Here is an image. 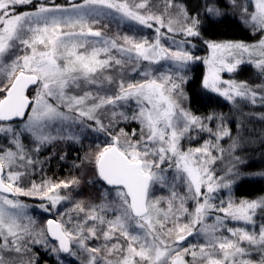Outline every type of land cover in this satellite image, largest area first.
<instances>
[{
	"label": "snow or ice",
	"instance_id": "obj_1",
	"mask_svg": "<svg viewBox=\"0 0 264 264\" xmlns=\"http://www.w3.org/2000/svg\"><path fill=\"white\" fill-rule=\"evenodd\" d=\"M230 4L259 40H205L208 55L200 57L185 46L201 37L205 20L224 15L219 0H204L195 14L180 0H0V264H39L36 246L80 264H264V223L256 221L264 196L215 202L234 181L213 166L242 137L223 114L201 117L182 104L186 69L202 61L205 89L234 106L264 107V0ZM125 21L154 37L107 34L110 23ZM245 63L258 83L221 78ZM247 115L264 121V112ZM205 120L217 121L215 129ZM89 130L106 140L73 167L92 169L97 198L61 212L72 200L62 190L79 187L81 177H29L43 172L44 148L80 143ZM194 132L209 138L185 147ZM228 171L240 175L235 164ZM20 197L42 201L56 218L37 228Z\"/></svg>",
	"mask_w": 264,
	"mask_h": 264
},
{
	"label": "rangeland",
	"instance_id": "obj_2",
	"mask_svg": "<svg viewBox=\"0 0 264 264\" xmlns=\"http://www.w3.org/2000/svg\"><path fill=\"white\" fill-rule=\"evenodd\" d=\"M38 2V0H34V3ZM57 4H66L67 0H54ZM76 2H79V0H76ZM180 2H183L189 9L190 14H195L193 9H196L199 6H202L204 0H180ZM242 2L247 5L249 3V0H242ZM219 5L222 8V11L224 12V15H234L238 17L240 20L242 18L240 17V14L238 11H233L230 0H219ZM20 11L29 10V6L21 7L19 9ZM203 18V14H202ZM206 21V20H205ZM204 21V22H205ZM243 21V20H242ZM138 30V31H134ZM106 32L108 35H113L117 32H119L121 35L127 33L128 35H137V36H143L148 39H152L155 35L154 31L152 29L144 28L142 26L136 25L132 22H112L109 24V27L106 29ZM171 35V34H169ZM183 37L177 36L176 40L179 41ZM260 38L259 33H254V37L250 41H245V43H255ZM192 43L186 45L185 47L192 51V53L196 56L205 57L208 55V49L206 44L204 43L205 39L202 36L198 38H191ZM221 42V41H218ZM162 43H165L166 45H170L171 42L168 40H162ZM194 45V46H193ZM201 64L203 68V76H202V90L203 94L212 95L220 104H225L226 107H219L215 106L212 107L211 112L209 115H220L223 114L225 117L226 122L228 123V126L232 130L233 136L240 135L242 137V141L240 145L237 147L235 153L233 155H229L227 152L224 153L223 157L219 160H217L216 164L213 166L215 169V172L220 177H225L227 179L233 180L231 191L228 189H221L218 193H216V203H219L221 199L227 200L229 196L232 197L236 202H239L241 199L244 198H235L233 195V189L234 187L243 179H256L260 178L264 182V177H261L259 175H254L255 173L264 172V169L261 170L263 167H261L260 164H264V155H261L260 152H253L257 143L264 140V121H261L257 118L256 115L248 116V113H261L264 112V107H260L259 105L252 106L250 104H247L244 101H239L238 105H233L231 102L225 100L223 97L219 96L217 93H214L208 89H205L203 87V78L207 72V67L204 65L202 61H195L191 63L188 68L186 69V81L184 84V92H185V99L182 100L183 106L189 110L187 105V99H188V90H187V83L191 80L192 77V70L197 64ZM156 67V66H154ZM137 79H140L139 76L136 77ZM221 78L223 80H237V81H248L250 84H255L259 82L258 79V73L257 70L252 67L251 65L245 63L239 66L237 71L234 73H228V72H222ZM34 91V90H33ZM33 93H29L31 95ZM196 115V114H195ZM199 116V115H197ZM242 122V128L240 129L239 133L237 132V126L241 124ZM205 123H207L210 127L215 129L217 121H207L205 120ZM75 131H79V129H75ZM195 139L192 140H185L184 145L185 147L188 146H199L203 143L204 139H208L207 133H193L192 134ZM106 140V137L102 133H94L91 130L87 131V133L82 137L80 143H73L68 141H61L53 143L52 145L44 148L40 154L39 158L41 160H47L50 158V156L57 158L60 161H64V159H60L61 156H65L68 153V147L71 146V150L69 151L70 157H71V163L70 165H74L77 162V157H80L84 155L81 150L82 146L80 144H83L88 142H93L96 146L99 143H102ZM222 146L224 148H228L231 141L228 138H225L222 142ZM76 147V148H75ZM61 151V154L59 157V153L57 151ZM50 154V155H49ZM219 155L218 153H216ZM238 156L240 158V161L242 162H236L234 160V157ZM56 159V160H57ZM235 164V171L239 172L240 175L236 176L234 174L229 173V168L232 167V165ZM64 165H67L66 162H64ZM46 163L43 165V172H37L35 175L29 177V181L35 180L36 182H39L41 177L45 178H53L55 180H62V177H54L52 175H48L46 172ZM73 169V168H72ZM67 170V167L64 168L62 173ZM58 172V171H57ZM58 176L61 174H57ZM61 178V179H57ZM71 190H62V194H67ZM72 200L66 201L62 205L58 206L59 210L61 212L65 211L67 208L71 207L72 203L76 200H82L79 198L74 197L72 194ZM261 196H264V194L250 198L251 199H257ZM24 204L28 205L26 212L29 216H31L33 219L36 220L37 225L36 227L39 228L43 226L47 219L50 218H56V213H48L44 212L42 209L38 207L42 201L32 198V197H20L19 198ZM88 201V200H87ZM257 226L260 223H264V214H258L256 217ZM229 226L231 227H245L252 229V225H245L243 223H237V222H229ZM226 234V233H225ZM190 240L193 238H189ZM195 242V241H193ZM36 252L41 256L39 260V264H61V260L63 261V264H80L79 260H77L75 257H68L67 255H60L61 259H57V257L49 252H47L44 248L40 246L35 247ZM38 250V251H37ZM38 255V258H39ZM51 262V263H49Z\"/></svg>",
	"mask_w": 264,
	"mask_h": 264
},
{
	"label": "trees",
	"instance_id": "obj_3",
	"mask_svg": "<svg viewBox=\"0 0 264 264\" xmlns=\"http://www.w3.org/2000/svg\"><path fill=\"white\" fill-rule=\"evenodd\" d=\"M201 36L208 40L213 41H250L254 37V32L238 17L234 15H223L219 18H213L210 21L206 20L203 24V30ZM202 76L203 68L201 64H197L192 70L191 80L187 83L188 90V99L187 105L191 112L201 117L209 116L212 107L221 106L226 107L225 104H220L217 99L212 97V95L203 94L202 86ZM82 146L81 152L84 154L86 151L94 149L96 146L93 142L80 144ZM71 150V146L68 147ZM76 148V147H75ZM68 149V150H69ZM69 150V151H70ZM62 151V150H61ZM61 151H57L59 157ZM68 153L64 156V161H60L55 157L50 156L46 160V172L48 175L54 177H62L63 179H70L73 176L81 177V184L79 187L74 188L71 191V194L79 199L84 201L95 200L98 195V184H91V181L94 177L92 169L89 167L84 168H75L71 163V155ZM255 153L260 152L261 155H264V140L257 143L254 151ZM50 155V154H49ZM80 157H83L82 154ZM57 159V160H56ZM64 162L67 165H64ZM77 159L76 164H79ZM264 169V164H260ZM67 167V170L62 173L64 168ZM73 168V169H72ZM58 171V172H57ZM61 175H57V174ZM61 179V178H57ZM264 194V182L260 178L256 179H243L241 180L233 189V195L235 198H244L250 199L259 195ZM38 251V250H37ZM61 255V254H60ZM64 256V255H62ZM41 256L39 255L38 261ZM51 263V262H49Z\"/></svg>",
	"mask_w": 264,
	"mask_h": 264
},
{
	"label": "water",
	"instance_id": "obj_4",
	"mask_svg": "<svg viewBox=\"0 0 264 264\" xmlns=\"http://www.w3.org/2000/svg\"><path fill=\"white\" fill-rule=\"evenodd\" d=\"M51 219V218H50ZM61 255H66V254H61Z\"/></svg>",
	"mask_w": 264,
	"mask_h": 264
},
{
	"label": "bare ground",
	"instance_id": "obj_5",
	"mask_svg": "<svg viewBox=\"0 0 264 264\" xmlns=\"http://www.w3.org/2000/svg\"><path fill=\"white\" fill-rule=\"evenodd\" d=\"M69 149V148H68ZM70 150V149H69ZM36 251V250H35Z\"/></svg>",
	"mask_w": 264,
	"mask_h": 264
}]
</instances>
